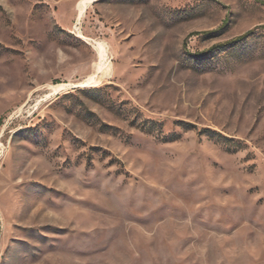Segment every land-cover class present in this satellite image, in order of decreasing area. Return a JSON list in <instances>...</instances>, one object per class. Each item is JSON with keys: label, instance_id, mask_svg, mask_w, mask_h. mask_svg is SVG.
<instances>
[{"label": "rangeland", "instance_id": "374dc122", "mask_svg": "<svg viewBox=\"0 0 264 264\" xmlns=\"http://www.w3.org/2000/svg\"><path fill=\"white\" fill-rule=\"evenodd\" d=\"M80 1L0 0V264H264V0Z\"/></svg>", "mask_w": 264, "mask_h": 264}, {"label": "bare ground", "instance_id": "6f19581e", "mask_svg": "<svg viewBox=\"0 0 264 264\" xmlns=\"http://www.w3.org/2000/svg\"><path fill=\"white\" fill-rule=\"evenodd\" d=\"M94 1H96V0H81L80 1V9H79V13H78V23H77L78 25L81 23V20L84 16L85 12L88 9V6L91 3H93ZM95 43L97 45V49H98L99 55L101 57V63L98 65L97 71L87 79V82L95 81L97 79L98 75L101 72H105V70L108 68V65L106 64V61L108 59V49H107L106 44L104 42L98 41V40L97 41L95 40ZM64 85L65 84H60L58 86V88L59 87L62 88V87H64Z\"/></svg>", "mask_w": 264, "mask_h": 264}]
</instances>
